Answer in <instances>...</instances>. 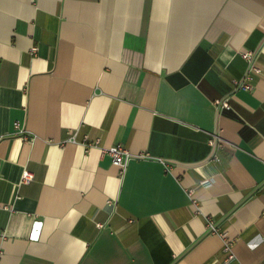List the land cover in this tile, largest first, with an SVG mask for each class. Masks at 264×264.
Here are the masks:
<instances>
[{"label": "crops", "instance_id": "obj_1", "mask_svg": "<svg viewBox=\"0 0 264 264\" xmlns=\"http://www.w3.org/2000/svg\"><path fill=\"white\" fill-rule=\"evenodd\" d=\"M0 264H264V0H0Z\"/></svg>", "mask_w": 264, "mask_h": 264}, {"label": "built area", "instance_id": "obj_2", "mask_svg": "<svg viewBox=\"0 0 264 264\" xmlns=\"http://www.w3.org/2000/svg\"><path fill=\"white\" fill-rule=\"evenodd\" d=\"M32 52H35L37 48H32ZM242 57L245 58V60L248 62V68L245 76L242 79L239 80H233V85L235 88L238 89H244V90H250L252 88V81L254 79V76L260 72L259 67L254 63V54L252 52H243ZM215 106L217 108H229V104L227 99H223L221 101H216ZM15 129H20L19 124H14ZM24 135V138H28V135H26L23 131L20 130ZM219 143V140L216 138H211L209 140V144L211 146H214L216 143ZM105 153H107L112 159L111 162L113 165H115L119 169V174L122 175L126 169L127 162L133 158V155L127 151V149L123 148L121 145H115L110 147L109 149L105 150ZM137 158H144L145 156L142 154L136 155ZM33 178V174L27 170H25L22 174V182L28 183ZM188 195L192 196L193 189H189ZM193 197V196H192ZM192 202L194 205H197V201L192 198ZM208 229L209 233H217V227L212 221L208 222ZM231 242H225L223 246V250L225 252H228L230 254V259L233 258V255H231Z\"/></svg>", "mask_w": 264, "mask_h": 264}]
</instances>
